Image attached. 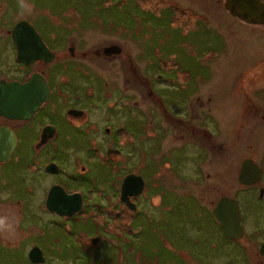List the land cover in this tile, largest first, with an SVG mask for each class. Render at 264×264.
Segmentation results:
<instances>
[{"label":"rangeland","instance_id":"1","mask_svg":"<svg viewBox=\"0 0 264 264\" xmlns=\"http://www.w3.org/2000/svg\"><path fill=\"white\" fill-rule=\"evenodd\" d=\"M147 13L140 0H0L2 29L24 18L51 47L55 45L50 33L64 40L72 35L69 43L75 55H82L91 65L78 63V70L72 71L77 75L75 82L80 79L79 70L86 71L94 77V88L79 89L80 96L70 86L63 91L94 106L106 101L111 106L106 114L113 117L126 113L121 117L129 157L124 167L143 175L147 193L160 195L159 200L153 196L151 201H142L154 215H137L134 235L115 249L105 243L92 249L91 255L99 256L92 260L82 251L81 241L90 244L91 235L85 234L99 237V232L84 222V214L77 219L61 218L44 207L46 186L53 182L73 185L65 179L69 168L65 171L64 167L63 176L42 174L27 181L24 166L3 163L0 264H31L27 253L34 245L42 250L44 264H135L134 258L138 259L136 264H174L167 255L164 258L163 243L191 258V264H264V256L259 255V245L264 243V193L258 197L259 188L264 189V29L243 27L222 13L219 34L216 22H210L205 33L196 31L194 23L191 27L175 26L167 15L158 19L149 18ZM76 43L83 53L77 52ZM110 44L122 49L117 61L93 54L94 48ZM154 96L159 105H153ZM124 103L136 104L132 108ZM186 103L193 105L187 113H198L201 120L189 119L194 126H206L211 133L209 146L213 140L218 149L202 151L194 137L183 142L184 154L178 148L183 139L170 134L162 118L163 114H184ZM103 110L94 108L92 116L102 121ZM119 119L110 123L113 130ZM87 140L88 147L100 143L95 138ZM245 157L261 169L262 178L256 185L244 187L237 182ZM69 159L72 168L71 154ZM202 162L207 163L202 166ZM94 170L95 188L104 194L88 192L93 200L85 198L87 209L95 207L107 213L98 206L118 198L113 172L99 163ZM40 180L42 187H37ZM34 186L35 192L31 190ZM224 195L234 196L239 203L245 230L241 241L225 238L211 214L215 202ZM94 215L96 221L101 220L100 214ZM112 225L109 230L118 233ZM130 245L134 248L131 253Z\"/></svg>","mask_w":264,"mask_h":264},{"label":"flooded vegetation","instance_id":"2","mask_svg":"<svg viewBox=\"0 0 264 264\" xmlns=\"http://www.w3.org/2000/svg\"><path fill=\"white\" fill-rule=\"evenodd\" d=\"M224 2L225 0H140V4H142L148 12L147 15L149 18L159 19V15H167L170 19L169 23H177L175 26L186 27H191V24L194 23L196 31L201 30L202 32L208 33L209 23L216 22L217 26L215 27V31L219 34L224 22L220 17L222 13L227 14L243 27L264 29V25L248 24L232 15L224 8ZM5 9L7 10V4ZM79 19L80 18H78V20ZM21 20L30 24L28 20L20 18L15 21L13 25L5 27L4 29L0 28V31H3V33H0V83H15L23 85L33 79L35 89H39V86H42V84L47 86L49 97L39 101L35 108L30 109L27 116H18V111H22L23 108H17V105L13 108V111L17 113L16 116L8 117L0 114V131L11 132L16 141L10 158L5 162H0V165L3 163L21 164L25 168L23 177H25L27 181L32 178L35 179L37 175L41 176L42 174L63 176L64 167L65 171L68 170V167L69 173L66 174L68 177L65 179L70 181L73 185L65 186L59 182H53L45 188L48 193L51 186L59 185L66 191V193H79L82 200L81 210L71 216H62L48 211L45 207V202L44 207L49 213L53 215L56 214L61 218L77 219L79 218L78 215L86 214L89 211L87 209V207H89L87 199L88 201L89 199L92 201L93 197L91 195L88 196L87 193L94 190L102 192V190H97L95 188L97 182L95 175L93 174L95 171L94 165L99 163V165L105 168L106 171L112 170L113 172L112 182L116 185V191L118 190V200L115 199L114 202H116L120 208H123L124 206L130 210L127 205L119 199L120 186L123 178L133 172L128 170V166L124 167L128 164L129 157L126 150L127 145L124 141L127 130L124 129L121 117L126 116V113L122 111V115L119 114L116 115V117H113L112 115L106 114L111 111V106H108L105 103L106 101H102L101 105L94 106L90 105V101L85 100V103H83L79 97H69L66 92L63 91V88L70 86L73 87L72 89L78 92L79 94L77 95L80 96L81 92L79 89H83L85 86L88 90H93L94 88L92 85L94 83L92 81L93 76L86 71L79 70L78 73L80 79L75 82L77 75H73L72 71L75 72L78 70V63L90 64L86 62L82 55H75L74 46L69 43V38L72 35H70L67 40H64L63 38H60L59 35L50 33L49 38L51 43L55 45L54 47H51L36 31L34 26L30 24L38 34L46 49L53 55H47L49 56L47 59L36 58L29 60L28 63L20 60L18 58L17 44L10 31L13 26ZM231 31L234 32L233 30ZM233 35H235V33H233ZM114 45L120 47L117 44L97 47L96 49L94 48L93 54L97 57L103 54L107 59H112L110 61L116 60V58L121 55V47L120 53L118 54H104V49L106 47ZM76 50L78 53L84 52L77 48V43ZM103 84L105 85L104 82ZM89 92L91 93V91ZM150 92L153 94L152 91ZM12 94L16 95V92L12 91ZM152 101H154L153 105L160 104V100H158L156 96H154ZM124 104L134 108L136 103ZM188 106L192 107L193 105L186 103V107L183 108L185 111L184 114H175L173 117H171V115L163 114L162 118L163 124L172 131L170 134L179 139H183L178 148L182 150L181 146L183 145V142L187 140V137H194V141L198 145H202V151L207 149L213 151L214 148L218 149L220 146L215 145L213 140L210 142L212 145L209 146L211 133L206 130V126H194L192 123L193 121L189 119L194 117L198 119L197 117L199 114L187 113V111H190L191 109L188 108ZM94 108L105 109L103 110L102 121L92 116ZM183 116L186 120L182 119ZM118 118H120V122H118L119 125L113 130L112 124H115ZM113 135L114 137L111 139L110 137ZM87 137L90 139L95 138L100 142L99 145L97 147H88V142L90 141L87 140ZM166 137L167 136H165L164 139ZM88 152H90V154L86 155ZM46 154H49L47 158L45 157ZM70 154L73 162L72 168L69 167L71 165L69 163ZM202 163L203 166L207 162ZM49 164L55 165L57 169L54 166H51L52 171L46 170V167ZM143 165L144 164L141 166ZM137 167H140V162ZM133 173L137 175L139 174V172ZM160 174L161 173L159 172L156 173L155 178L157 180ZM140 176L144 179L143 175L140 174ZM94 183L96 184L94 185ZM37 184L40 185L37 187H42V180L37 182L36 185ZM146 186L147 183L144 179L142 192L138 195L131 196L130 199L136 204V207H138L137 203L140 200V214L147 212V214L153 216L154 211L147 210L146 204L143 205L142 201H151L153 196H156L158 198L157 200H159L160 195L147 193L149 189ZM37 187L34 186L31 190L35 192ZM102 194L104 193L102 192ZM107 195L105 194V196ZM85 198H87L86 202ZM109 201H111L110 198L108 199V202ZM155 206H157V204ZM93 237L98 239L95 245H92L91 243L88 244L87 241L85 242L90 247H97L100 244V239L97 235H94L89 237V241ZM162 248L164 258H166L167 255V257L170 258L169 261L174 264L178 262L191 264L193 262L191 258L183 257L182 254H177L175 252L176 249L172 244L163 243Z\"/></svg>","mask_w":264,"mask_h":264},{"label":"water","instance_id":"3","mask_svg":"<svg viewBox=\"0 0 264 264\" xmlns=\"http://www.w3.org/2000/svg\"><path fill=\"white\" fill-rule=\"evenodd\" d=\"M224 8L232 15L248 24L264 25V1L261 0H225ZM18 49V58L26 63L36 58L47 59L50 52L46 49L34 28L26 21L17 22L11 29ZM120 47L110 46L104 49V54H118ZM53 55V54H50ZM16 92V95L12 94ZM49 97L48 88L45 84L35 89L33 79L20 85L15 83H0V114L12 117L16 116L13 111L15 105L22 107L18 116H27L30 109L36 107L42 99ZM16 144L15 137L11 132L0 131V162L7 161ZM55 165L49 164L46 170L52 171ZM261 169L252 158H244L239 166L237 182L243 186L255 185L261 181ZM144 187L142 176L130 173L126 175L120 186L119 199L124 202L131 211L137 207L130 197L138 195ZM264 189H259L258 196L262 197ZM48 211L62 216H71L82 208V200L79 193H66L59 185L50 187L45 200ZM212 215L218 222L219 229L223 235L232 240H239L244 236V228L241 224V213L239 203L231 196H221L212 208ZM97 238H91L90 243L95 245ZM259 255L264 256V243L259 245ZM28 259L35 264H43L45 257L42 250L34 245L28 253Z\"/></svg>","mask_w":264,"mask_h":264},{"label":"trees","instance_id":"4","mask_svg":"<svg viewBox=\"0 0 264 264\" xmlns=\"http://www.w3.org/2000/svg\"><path fill=\"white\" fill-rule=\"evenodd\" d=\"M95 184L96 183H94V185ZM146 191H147V189H146ZM263 199H264V196H263ZM94 205H96V204H94ZM137 206H138L137 210L135 212H133V211L128 210L124 206H123V208H120V206H118L117 203L114 201L113 202L107 201L105 206H98V209H104L106 211H109L107 213L98 212L97 210L94 209L95 207L88 209L89 211L86 214L84 213L83 220H84V222L90 224L92 229L96 228V230L99 232L100 244L97 247H90L87 245L85 240L81 241L82 251L91 255V254H93L92 249H94V248L97 249L98 247L102 246L104 243L107 245H111L114 249L118 245L121 246V243L125 238L128 239L129 236L134 235V231L137 232V230H136L137 225H136L135 219H136V216L140 214V203L139 202L137 203ZM243 211H244V214H243L242 219L244 222L245 217H246V210L244 209ZM95 213L100 214V216H99V217H101L100 221H96V218L94 215ZM111 223H113V225L115 226L114 229H116L118 231V233H115V232L109 230ZM93 234L89 233V234H85V235L93 236ZM112 238L116 239L117 244L114 242V240ZM228 240L241 241L242 239L241 240L228 239ZM128 250L131 253L134 250L133 246L130 245L128 247ZM89 258H91L92 260L93 259H99V256L98 255H91V256H89ZM137 258H139V254L137 255ZM119 260L122 262L121 259H119ZM137 260L138 259L134 258L133 263H135V264L138 263ZM31 264H35V263L31 262Z\"/></svg>","mask_w":264,"mask_h":264}]
</instances>
